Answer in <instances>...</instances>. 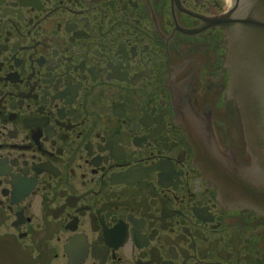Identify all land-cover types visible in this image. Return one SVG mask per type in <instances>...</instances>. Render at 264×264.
<instances>
[{
  "label": "flooded vegetation",
  "instance_id": "flooded-vegetation-1",
  "mask_svg": "<svg viewBox=\"0 0 264 264\" xmlns=\"http://www.w3.org/2000/svg\"><path fill=\"white\" fill-rule=\"evenodd\" d=\"M237 0H0V264H264V171L232 94Z\"/></svg>",
  "mask_w": 264,
  "mask_h": 264
},
{
  "label": "water",
  "instance_id": "water-1",
  "mask_svg": "<svg viewBox=\"0 0 264 264\" xmlns=\"http://www.w3.org/2000/svg\"><path fill=\"white\" fill-rule=\"evenodd\" d=\"M237 4L240 15L229 38L231 90L240 104L256 164L264 171V0H237ZM237 189L264 208V190Z\"/></svg>",
  "mask_w": 264,
  "mask_h": 264
}]
</instances>
